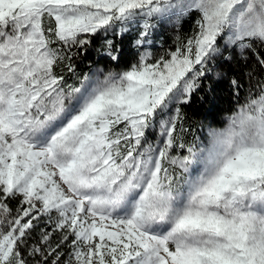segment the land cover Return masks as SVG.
I'll return each instance as SVG.
<instances>
[{"label": "snow or ice", "instance_id": "snow-or-ice-1", "mask_svg": "<svg viewBox=\"0 0 264 264\" xmlns=\"http://www.w3.org/2000/svg\"><path fill=\"white\" fill-rule=\"evenodd\" d=\"M131 30L134 62L77 76L98 36L119 66L107 36ZM257 44L264 0H0V264H264V78L243 101L232 78L237 107L201 135L181 111L226 52L264 69Z\"/></svg>", "mask_w": 264, "mask_h": 264}, {"label": "trees", "instance_id": "trees-1", "mask_svg": "<svg viewBox=\"0 0 264 264\" xmlns=\"http://www.w3.org/2000/svg\"><path fill=\"white\" fill-rule=\"evenodd\" d=\"M194 27L195 17L185 18L179 24L174 21L157 23L150 36L152 41L151 45H149L150 50L156 54H162L169 49L174 50L177 44V37L183 40L192 34ZM135 36L136 30H131L123 36L108 34L107 39H112L115 48L119 50V66L103 55L104 37L93 38L92 45L88 48L86 55L76 60L77 76L82 77L97 68L119 71L123 66L134 62L137 53V49L134 46ZM255 47L264 56V47L259 44ZM224 55L231 56V59L217 58L212 64V71L208 78L202 82L200 89L193 94L191 103L181 106L185 126H191L192 133L195 135L202 134L200 131L202 126L209 124L215 127L223 126L226 117L237 107V94L234 93L230 83L232 78L239 80L243 86L238 94L241 101H243L250 86L247 72L250 69H254L256 79L264 78V69H261L252 51H246L243 56L239 52H226ZM75 80L76 77H72L69 79V83H73ZM251 83L254 84L255 79ZM187 138L191 140L193 135L189 134ZM11 206L15 208L16 201H11ZM44 226V222L41 221L40 228ZM40 228L36 230L34 235H38ZM57 236L58 234H54L53 239L55 240Z\"/></svg>", "mask_w": 264, "mask_h": 264}]
</instances>
